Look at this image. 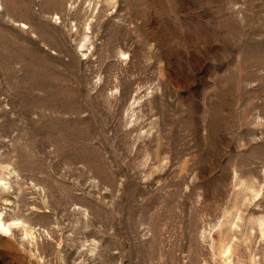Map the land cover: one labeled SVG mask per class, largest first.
Listing matches in <instances>:
<instances>
[{"label":"rangeland","instance_id":"374dc122","mask_svg":"<svg viewBox=\"0 0 264 264\" xmlns=\"http://www.w3.org/2000/svg\"><path fill=\"white\" fill-rule=\"evenodd\" d=\"M0 215V264H264V0H0Z\"/></svg>","mask_w":264,"mask_h":264},{"label":"bare ground","instance_id":"6f19581e","mask_svg":"<svg viewBox=\"0 0 264 264\" xmlns=\"http://www.w3.org/2000/svg\"><path fill=\"white\" fill-rule=\"evenodd\" d=\"M19 224H20L19 221L16 222L14 220H12L10 222H5L2 219V215H0V231L3 232V233H5V234L10 233L11 228L18 227Z\"/></svg>","mask_w":264,"mask_h":264}]
</instances>
